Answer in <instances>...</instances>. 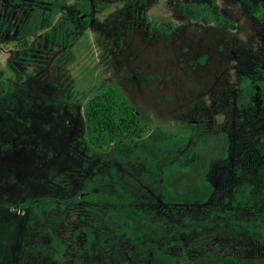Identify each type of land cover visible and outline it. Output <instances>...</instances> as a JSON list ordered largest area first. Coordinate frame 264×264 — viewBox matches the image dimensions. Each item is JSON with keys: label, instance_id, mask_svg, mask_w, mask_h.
I'll list each match as a JSON object with an SVG mask.
<instances>
[{"label": "rangeland", "instance_id": "1", "mask_svg": "<svg viewBox=\"0 0 264 264\" xmlns=\"http://www.w3.org/2000/svg\"><path fill=\"white\" fill-rule=\"evenodd\" d=\"M0 0V264H196L264 248V0ZM32 8L38 32L16 30ZM253 106H237L240 77ZM154 127L183 135L156 171L113 148ZM223 131L202 204L161 201L160 166ZM251 185L250 205L231 198ZM94 187L87 197L80 192ZM45 196L44 199L39 198ZM35 199V200H34Z\"/></svg>", "mask_w": 264, "mask_h": 264}, {"label": "trees", "instance_id": "2", "mask_svg": "<svg viewBox=\"0 0 264 264\" xmlns=\"http://www.w3.org/2000/svg\"><path fill=\"white\" fill-rule=\"evenodd\" d=\"M180 9L183 16L202 23L217 24L224 19L215 0H211L210 3H184ZM35 22V17H33L29 24L31 32L35 30ZM27 29V24H21L18 35L23 36ZM240 83L236 103L237 106L244 108L248 105V97L252 93V88L245 76L240 78ZM186 143L185 136L167 133L159 127H154L143 137L116 145L113 148V153L123 161H128L133 156H143L146 159V168L149 171H156L164 153L181 151L185 148ZM226 154L227 137L225 132L201 134L186 160L161 164V201L167 205H192L206 202L213 191V185L207 176L209 165L213 161L224 159ZM250 189L251 185L248 182H242L232 187V200L241 205H250ZM195 263L264 264V248L260 256H237L231 259L211 256L196 258Z\"/></svg>", "mask_w": 264, "mask_h": 264}, {"label": "flooded vegetation", "instance_id": "3", "mask_svg": "<svg viewBox=\"0 0 264 264\" xmlns=\"http://www.w3.org/2000/svg\"><path fill=\"white\" fill-rule=\"evenodd\" d=\"M44 15H45V12L42 11L40 8H32V10H30V12L28 13L27 17L21 22V24H27V27H28L27 32L23 36H19L18 35L19 27H18L17 30H16V35L18 37H20V38H26V37L34 36L38 32L40 19L42 17H44ZM33 17H35V20H36V22H35L36 27H35V30L33 32H31V28H30L29 24H30V21L33 19ZM248 81H249L250 86L252 88V93L248 97V105L246 107H244V108H248V107H252L253 106L252 98H253V95L255 94V86H254V84H252L253 81L250 80V79H248ZM3 93L4 92H0V95L3 94ZM10 132H11V134L13 133V130H11V128H10V131H9V129H4V127H2V125L0 123V145H4L11 153L15 154V151H14L15 150V146H14V142H13L14 138H13V136H11ZM93 191H95L94 187L88 188L86 191L80 192L79 193V197L80 198L82 196L83 197H87V196H89V193L93 192ZM39 198L44 199L45 196L39 197Z\"/></svg>", "mask_w": 264, "mask_h": 264}]
</instances>
